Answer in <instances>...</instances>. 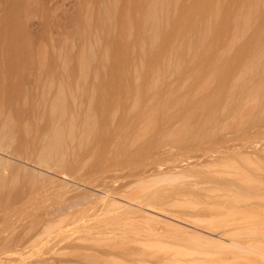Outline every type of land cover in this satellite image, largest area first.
<instances>
[{
    "label": "bare ground",
    "instance_id": "1",
    "mask_svg": "<svg viewBox=\"0 0 264 264\" xmlns=\"http://www.w3.org/2000/svg\"><path fill=\"white\" fill-rule=\"evenodd\" d=\"M51 5H56L61 12L73 10L71 21L74 20L77 25L74 32L67 28L68 24L58 20V13H53L56 16L51 14L52 11L48 9ZM32 26L39 27L38 34H33ZM54 31L60 36L57 37ZM69 58L72 67L64 64L67 72L62 73V78L67 74V77H71L68 80L64 78L65 83L60 76L55 80L54 67H44L48 59L58 63ZM13 65L17 77L24 67L36 66L29 75L33 87L24 84L23 75V80L19 77L17 81L9 82L6 72ZM239 75L242 76L240 97L237 99L233 93V98L239 103L237 111L241 112L246 105L245 94L251 98L250 94L257 91L258 84L264 82L263 3L254 7L251 0H0V151L11 154H0V166L4 174L18 167V171L41 179L50 186L75 188V195L46 212L48 220L66 222L101 199L105 204L121 208L116 217L124 222L129 221L124 225L123 232H126V226L127 231L134 235L132 229L135 228L131 229L135 225L134 222L132 224L133 219L141 222L136 223L141 224V228H137L141 233L144 231L149 235V240L152 238L158 243L171 236L179 237L195 247L211 245L227 254L257 255L264 261V248L259 245L260 248L256 247L255 242L244 238L248 235L245 229L254 228L252 225L245 228H239L243 225L238 227L231 224L206 226L195 219L198 218L199 222L204 220L205 217H200L199 213L207 214V208L202 211L199 207L179 206L173 201L167 207L165 203L148 200L154 198V194H149L148 198L144 195L147 199L142 195L128 196L123 185L120 189L121 183L119 188L114 186L116 183L112 182L113 178L111 184L106 183V187L98 191L70 185L63 179L67 178L68 173L63 168L69 166L78 169L81 166L80 154H103L97 167L87 168L96 175L112 162V154H121L115 151L116 144L120 145L124 141L134 149L138 147L141 150L140 146L145 144L144 137L148 133L143 123V113L149 106H161L160 102L171 106L175 93L190 97L182 104L184 109L196 111L203 107L205 113H209L206 121L199 113L193 118L183 115L177 117L182 123L196 124L193 129V124L190 125V133L176 145V154H186V157L189 154H264L263 127L255 128L260 133L259 138L248 141L229 138L218 140L219 135L211 130L221 126V119H216L219 115L214 118L213 113L222 112L229 105L225 96L220 95L221 85L215 84L209 77L223 80ZM100 76L101 79L102 76L109 79V87H103ZM86 77H94L92 83L96 81L95 84H102L103 88L99 90L97 88L100 86L94 87L95 84L88 87L85 85L88 83ZM222 82L226 84L225 80ZM52 84L55 86L52 87ZM34 85H40V89L37 86L34 88ZM93 87L99 91L92 90ZM255 105L258 106L245 111L264 112V103ZM184 109L180 107L179 113ZM162 126L165 129L167 127L164 122ZM178 129L174 127V132L180 136L181 130ZM166 132L169 134L170 128ZM245 135L249 138L248 133ZM29 154L33 157V154L39 155L34 159ZM122 154L129 153L124 151ZM17 156L24 161L27 159H23L24 156L33 158L31 161L35 163L31 167L26 162L22 164V160L15 159ZM186 157L183 158L188 161L189 157ZM130 161L132 165L136 164L135 159L134 163ZM188 162L182 165L178 161L169 170L182 172L180 168L184 165L194 167L195 163L189 165ZM14 163L19 165L13 167ZM160 166L159 170L154 171L155 175L162 174L164 165ZM165 170L164 173L167 172ZM199 180L201 187L215 188V185L210 186L206 182L208 179H204L206 186ZM226 181L221 180L218 187H228L234 192L240 188L239 184L238 187L235 182L231 184ZM210 182L213 183L212 180ZM197 184L200 188V183ZM185 186L189 189L188 184ZM171 187L169 195L165 193L167 198L180 197L189 191L185 190L183 184ZM137 197H144V200ZM165 201L169 202L168 199ZM217 209L219 211L220 208ZM11 216L13 214L9 218ZM106 222V218H100L96 222L84 223L82 233L76 238L60 232L54 235L49 230L30 233L20 246L17 244L1 250L0 254L10 255L22 249L37 253L31 264L59 261L57 254L46 251L48 244L66 240L68 246H72L78 241H89L96 238L95 234L100 231L97 228ZM133 246H128L132 249L127 247V250L142 251ZM72 254L78 253L72 251ZM201 257L200 262H204Z\"/></svg>",
    "mask_w": 264,
    "mask_h": 264
},
{
    "label": "rangeland",
    "instance_id": "2",
    "mask_svg": "<svg viewBox=\"0 0 264 264\" xmlns=\"http://www.w3.org/2000/svg\"><path fill=\"white\" fill-rule=\"evenodd\" d=\"M260 3L264 4V0H251V4H253L254 7H258ZM48 7V9L52 11L48 12H51V14L58 13V20L68 24L69 27L67 26V28L69 30L73 32L76 30V23L74 20L71 21V16L74 17L72 9L61 12L60 8L56 5ZM54 16H56V14ZM55 27V29H57L58 24H56ZM62 27L64 26H61V28ZM31 30L33 34L39 33V27L32 26ZM54 34L57 37L60 36V33L56 31H54ZM68 61L58 62L60 63L59 65L62 66L61 67L57 62L55 63L54 60L51 61V59H48L45 61L44 67H54L55 74L53 75H56L55 80L57 81L59 76L62 78L67 72L64 68V64L66 67H72L70 58ZM71 61L73 62V60ZM252 65L255 66V64ZM13 67H15V65L10 66L11 69H7L8 72H6L8 74L7 76H9V82H15L17 81L16 78L19 77L22 79L21 75H23L24 80H22L24 84L27 86L30 84L31 87H33V82H30L29 75L36 69V66L32 67V65H28L24 67L19 77H17V71H15ZM76 73L78 74V72ZM67 75L66 77L64 76L66 80L71 77H67ZM240 77L242 76L226 77L223 79L226 81V84H224L222 82L223 80L220 78L213 76L209 77V80L215 84L221 85V88L219 89L221 91L220 95L225 96L227 104L229 105V107H225L222 112L213 113L214 118L219 115L216 119H221V126L211 129L213 133L219 135L218 140L222 138L234 139V141L253 140L259 138L260 134L255 131V128H264V112L245 111L248 108L258 106L255 105L257 103L260 105L264 103V82L258 84L259 87H257V91L254 94H250L251 98L245 94L246 105L244 110L242 109L240 112L236 109V106H239V103L233 98V93H235L237 99L240 97L239 90L240 83L242 82ZM64 78H62L61 81H63ZM93 78L86 77L88 80L84 78L81 79L86 80L88 83L84 84L87 86L89 85L88 87H90L94 86L96 82L94 81V84L92 83ZM102 78L103 79H101L100 76L99 79L102 80L103 87H109V79L103 76ZM22 80H19V82ZM55 82L52 81V83ZM65 82L63 81V83ZM102 84L98 85L96 83L94 87L100 86V88L97 89L101 90L103 88L101 86ZM36 86L34 85V88ZM54 86L52 84V87ZM38 88L40 89V85ZM95 89L96 88L92 90ZM203 89L207 90V88ZM228 89L230 91L229 94ZM173 96L174 98L171 100V106L160 102L161 106L156 108L149 106L143 113V123L145 124V127L147 126L145 129L148 133L147 137H144L146 138V142L143 141L145 144L140 146L141 150H138V147L134 149L130 146V144H126L124 141H122L120 145L116 144L114 149L117 153L121 154H112V162L106 164L105 169L99 174L96 173V175L92 174L91 169L88 170L87 168H92V166L94 167L95 165L97 167V164L102 160L103 154H80L79 164H81V166L78 167V169L71 168L69 166L63 168V170L68 172L67 178L63 179L70 185L76 184L82 188L98 191V189H104L106 187V183L109 184L113 178L112 182L114 184L116 183L114 186L119 188V184L121 183L120 189L124 186L125 189L123 190H125L128 196L133 195L135 197L139 195H146L148 198L149 194H154L153 196L155 197H151L150 199L148 198V200H153L158 203L162 202L166 205L173 201V203L176 205L179 204V206L188 205L191 208L199 207L198 209L202 211L203 209L204 211L207 210V214H204V212L199 214L200 217L204 216L208 223L205 219H202L199 222L197 220V217H199L198 213H196L197 217H195L197 218L195 221L198 223H204L206 226L210 225L211 227H217L223 224H231L238 227L243 225V227L241 226L239 228H245L247 225H252L254 228H250L249 230L245 229L248 231V235H245L244 238H248L247 240L255 242V245H257L256 247L260 246L261 248H264V154H206L209 157L205 156V154H189L187 157L186 154L185 156H182V154H176V145H179V141H182V139L190 133L189 131H191L196 124L182 123L183 121H179L177 117L183 115L188 116V118H193L197 117L196 113H199L198 115L202 114L206 121L208 120L209 113H205V109L203 107L196 111H189L187 108L184 109L182 104L185 103V100L190 98L187 94L180 95L179 93H175ZM177 106H180L184 110L179 113L180 107ZM188 112L192 114L190 115ZM163 122L167 125L166 129L170 128L171 132L169 134L166 132L165 126H162ZM190 125H192V129ZM174 127L181 130L180 136L174 132ZM245 133L249 134V138H246ZM90 143H92V145L96 144L95 142ZM99 144L100 149L101 143ZM95 150L99 153L97 148H95ZM124 151H127L129 154H122ZM2 153H5L6 156L11 155L7 154L6 151ZM2 153L0 151V154ZM158 154L163 155L159 156ZM29 155L32 156L31 154ZM33 155L34 157H32L35 159V156L37 157L39 154ZM183 157H189L188 161L194 159L195 162H193L198 166L194 165V167H186L185 165H187L186 163L188 161L187 159L185 161ZM19 158L20 156L15 159L20 162L23 161L22 164L26 162L27 165L29 164V166H33L35 163L34 161L33 163L31 161V159L34 160L33 158L29 159L24 156L23 159L27 158V161ZM133 159H135L136 163L134 165H132V162L130 161H133ZM181 160L184 163H182ZM178 161L179 164H185L184 166L186 169L182 166L181 168L178 167L182 170V172L169 170L172 168L171 165H175ZM14 162L18 163V161L15 160ZM194 163L190 162L189 165ZM15 164L16 163H14L13 167ZM161 164L164 165L162 168L164 167L166 170L163 168L161 169V175H155L154 171L159 170L161 168ZM16 168L19 170L18 167H14L13 169H9L8 173L4 174L3 169L0 166V251L12 248L17 244L20 246V244L27 240V234H36L43 230H49L54 235L59 232L65 235L70 234L76 238L82 233L84 223H88L90 221L96 222V220L100 218H106V224L97 228L100 229V231L95 234L96 238L94 239H90L89 241H78L72 246H68V242L66 240L48 244L46 246V251L49 254H57L58 260L60 261V263H58L59 261H52L49 264H189L191 261H194V264H196V261H199L197 264H264L263 259L261 260L258 258L260 256L256 257L257 255L249 256L246 254H227L222 250V252L218 251L217 247L211 245L209 247H195L187 240L179 237L171 236L169 239H165V241L159 243L155 242L152 238L149 240L150 238H147L149 235H146L143 229L142 231L145 235L143 232L141 233V230H139L141 228V224L138 225V223V227H136V223L140 221L135 222L136 220L133 221V219L131 221L132 224L134 222L135 225L131 224L134 226H131V229L139 228L137 231L139 230L140 234H138L139 232L137 233L135 229H132V231L134 230V232H132L134 233V235L132 234V237L131 232L129 233L127 231L126 226V232H123L124 230L122 231V229H124V225H127L129 221L124 222V220L116 217L117 211L121 208L105 204L101 199H97L95 203L89 207V209L80 212L81 214L78 213V216L76 215V217L70 218L66 222L48 220L46 218V212L55 207V205L60 204V202L63 203V201H67L73 196V194L75 195V188L72 190L69 189V187L58 188L50 186L41 179L30 177L29 175L27 176L22 173V171H18ZM183 168L185 170H183ZM163 170L167 172L164 173ZM116 177L118 179H116L117 181L115 180ZM219 178L220 180L217 182V179ZM199 179L204 182L203 185L210 183L209 185H215L213 186L215 188L209 187V185V188H207L206 185V187H201L202 183ZM204 179H208L206 180V182H208L205 183ZM210 180H212L215 184H211ZM221 180H227L226 182H231V184L232 182H235V185L238 186L239 184L240 188L235 192L228 189V187L220 188L218 185ZM112 182H110V184ZM189 183H192L193 185L195 184V186L192 184L190 185ZM197 183H200L199 185L201 190H198L200 188H198ZM182 184L185 190L188 189L185 185H190L188 189L189 191H186L188 194L184 191L185 194L180 195V197L172 198L168 196L170 198H167L166 194L169 195L168 193L171 192V186H181ZM191 186L193 187L192 189L190 188ZM196 186L198 189L195 188ZM168 187H170V189L169 191H166ZM203 187L205 189H203ZM144 197L137 198L144 200ZM147 198L145 197V199ZM167 199L169 202L165 201ZM217 208H220L219 211H217ZM12 214L13 216L9 218ZM72 220L73 222H69ZM143 227L144 226L142 225V228ZM124 233H129L130 235H125ZM135 233L137 234L135 235ZM122 235L126 238L124 239ZM128 236L130 238L127 239ZM131 245H134L133 248L135 247L141 249L144 252L140 250H127V247ZM128 248L132 249V247ZM72 251L77 252L78 254L73 255ZM198 254L203 256L205 260L204 262H200L199 258L202 259V257ZM36 256V252L18 249V252L14 254L12 253L4 256L0 254V264H31L30 262H32ZM189 258L192 260L190 261ZM187 261L190 262L187 263Z\"/></svg>",
    "mask_w": 264,
    "mask_h": 264
}]
</instances>
